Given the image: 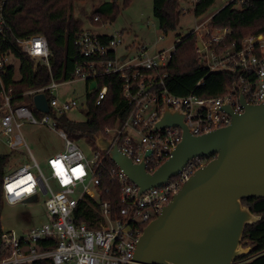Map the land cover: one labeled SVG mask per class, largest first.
Returning <instances> with one entry per match:
<instances>
[{"label": "built area", "instance_id": "2783aa9c", "mask_svg": "<svg viewBox=\"0 0 264 264\" xmlns=\"http://www.w3.org/2000/svg\"><path fill=\"white\" fill-rule=\"evenodd\" d=\"M191 1L195 6L197 0ZM7 2L0 0V34L4 36L9 30L4 15ZM232 3L242 5L245 0H225L223 7ZM211 18L196 25L192 31L198 35V42L202 43L200 47L197 42L198 58L210 73L231 72L238 76L237 83L218 97H200L195 92L177 95L167 88L168 75L161 70L167 66L174 52L169 54L162 50L151 53L141 48L131 62L120 64L115 50L123 44L122 32L98 34L85 27L76 41L83 60L76 63L74 79L87 83L97 81L98 86L88 90L96 93L97 106L103 103L108 93L106 85L99 87L100 77L113 75L122 81V92L129 106L128 115L114 127H106L104 135L111 140V147L117 144L119 150L134 163L144 162L148 172H154L168 160L183 139L180 126L153 130L166 107L181 109L191 134L202 135L231 123L232 116L221 110L223 106L230 105L236 113L244 112L241 94L248 104L264 101V33L249 34L240 42H229L231 29L211 28ZM93 20L98 22L100 17L94 16ZM6 41L0 43V100L3 103L0 135L7 138L14 149L25 145L22 127L26 123L56 130L53 113L61 116L79 104L75 99L60 100L55 96L60 86L74 79L65 81L52 78L47 85L25 91L23 95L30 99L14 105L12 89L5 87L3 79L6 68L17 60L12 48L32 58L35 65L45 64L51 70L50 48L47 38L41 34L14 36V39H10L9 48L4 47ZM175 48L176 44L174 51ZM203 84L205 81L202 79L197 85ZM40 93L47 96L48 113L39 111L34 105L33 98ZM34 109L42 115L38 116ZM59 134L65 140V149L48 158L50 177L44 174L33 156L34 164H22L4 176V201L17 205L45 195L48 221L20 234L2 231V247L9 254L0 260V264H30L43 259H50L53 264H132L143 228L160 215L182 185L209 161L207 158H195L166 184L145 190L138 196L139 187L111 160L109 150L103 152L96 149L93 158L89 159L63 130ZM107 158L113 166H109ZM53 161L63 164L67 170V182L55 172ZM34 167L37 173L33 171ZM74 168L82 169L79 175L71 171ZM21 173L31 175L33 181L14 187L9 192L8 186L15 184ZM104 173L110 181L119 185L122 206L116 214L111 211V203L102 200L103 195L109 193V189L102 187ZM49 178L56 181L58 190L52 188ZM29 187L31 191L27 190ZM86 196L100 203L102 220L95 228L75 221L76 208Z\"/></svg>", "mask_w": 264, "mask_h": 264}, {"label": "trees", "instance_id": "16d2710c", "mask_svg": "<svg viewBox=\"0 0 264 264\" xmlns=\"http://www.w3.org/2000/svg\"><path fill=\"white\" fill-rule=\"evenodd\" d=\"M77 0H8L4 8V15L9 30L6 35L0 34V43L5 42V48L11 47L10 39L26 37L34 34L44 35L50 48L51 70L45 65L35 61L27 55L12 48L16 61L19 62L20 78H15V64L9 65L4 73V85L12 89L14 95L13 104H21L30 98L23 93L29 89L41 87L55 80L69 81L75 78L77 61L83 60L76 41L84 30L83 21L74 13V2ZM132 0H124L128 5ZM183 0H153V14L158 21L162 32L168 34L177 30L182 9ZM217 0H197L193 7L196 17L203 15ZM116 0L108 2L107 13L100 14L96 10L91 18L99 16L100 24L109 20V13L116 18L119 13ZM211 28L231 29L229 42H240L249 34L264 33V0H245L242 5L236 3L222 7L210 20ZM5 37V38H4ZM198 35L194 32L187 33L184 38L175 43V51L161 72L167 73L166 86L177 95H188L195 92L200 97H218L223 95L227 88L233 87L238 76L231 72H209L206 66L198 58ZM205 84L198 86L200 80ZM106 85L108 93L103 103L95 104L96 93L88 92L87 120L79 125H74L64 118V114L58 117L68 132V137L73 141L81 137L76 130L82 131L90 142L96 147V139L100 133H104L106 127H114L118 122H123L129 111V106L122 92V81L113 75H104L99 79V87ZM0 86V92H1ZM2 101L0 100V116ZM35 113L42 115L36 109ZM66 133V132H65ZM97 149V147H96ZM11 154H0V206H2L3 179L6 174V166ZM109 166L113 163L107 158ZM104 189L109 193L104 194L102 200L111 203V211L116 214L122 204L119 199V185L110 181L104 173ZM242 202L249 206L251 211L262 218L253 224H248L243 233V240L251 246V251L240 256L234 264H264V198H245ZM102 220L100 203L90 197L80 200L76 211V223H86L89 228H95ZM2 231H0V260L8 256L9 251L2 247ZM30 264H53L50 259L39 260Z\"/></svg>", "mask_w": 264, "mask_h": 264}, {"label": "water", "instance_id": "95a60500", "mask_svg": "<svg viewBox=\"0 0 264 264\" xmlns=\"http://www.w3.org/2000/svg\"><path fill=\"white\" fill-rule=\"evenodd\" d=\"M198 45L202 47L201 42ZM240 100L243 113L223 106L221 110L232 116L231 123L202 135L191 134L181 109L166 107L153 130L180 126L183 139L152 173L117 144L111 147L104 133L97 137V149L109 150L111 160L139 187L138 196L166 184L191 160L209 159L143 228L132 264H234L251 251V246H244L243 233L262 216L242 200L264 198V101L248 104L242 94ZM33 101L39 111H50L44 93Z\"/></svg>", "mask_w": 264, "mask_h": 264}, {"label": "rangeland", "instance_id": "374dc122", "mask_svg": "<svg viewBox=\"0 0 264 264\" xmlns=\"http://www.w3.org/2000/svg\"><path fill=\"white\" fill-rule=\"evenodd\" d=\"M109 1L77 0L74 2V13L83 21L84 27L95 33L112 34L114 32H122L123 44L115 50L120 64L131 62L130 60L137 56V52L141 48H146L151 53L162 50L168 51L169 54L173 53L175 43L184 38L187 33L192 32L196 25L210 19L225 3V0H217L203 15L196 17L192 12L194 2L191 0L181 1L182 16L178 28L176 31L166 34L160 30L158 21L154 17L153 0H132L126 6L124 5V0H116L120 9L116 18H112V13H109V20L104 24L94 21L91 18L93 13L96 10H99L100 14L107 13ZM14 64L16 67L15 78L18 80L20 78L19 62L14 60ZM97 86V81L87 83L79 79H74L60 86L55 92V96L60 100L75 99L79 104L77 107L66 111L64 118L76 126L86 122L88 90H92ZM54 118L57 122L56 130L44 125L28 123L22 127L25 145L20 148H14L13 152L11 151L12 155L6 166V173L14 172L22 164H34V157L44 174L50 177L47 160L57 150L65 149V140L60 136L59 132L63 130L68 135L59 118ZM75 133L77 135L81 134V137L75 142L80 146L87 158H93L96 147L85 134H82V131L75 129ZM0 144V150L6 147L2 139H0ZM33 171L37 173L35 167ZM49 183L55 191L58 190L54 179L49 178ZM46 198L47 196L45 195H38L34 201L17 205H10L3 199L2 206H0V231H14L20 234L34 225L47 222ZM244 246L250 245L246 241Z\"/></svg>", "mask_w": 264, "mask_h": 264}, {"label": "clouds", "instance_id": "9594fccd", "mask_svg": "<svg viewBox=\"0 0 264 264\" xmlns=\"http://www.w3.org/2000/svg\"><path fill=\"white\" fill-rule=\"evenodd\" d=\"M54 162H57V161L52 162L55 168V172L58 174L59 177H61L64 180V182H66L68 180V177L64 173V170H63L64 166L61 167L60 165H56ZM76 174L79 175V172H77ZM32 181H33V177L31 175L21 173L16 178L15 184L9 185L7 190L11 192L12 188L21 186V185H28L29 182H32ZM27 190L31 191V188L29 187Z\"/></svg>", "mask_w": 264, "mask_h": 264}, {"label": "crops", "instance_id": "0c3cea01", "mask_svg": "<svg viewBox=\"0 0 264 264\" xmlns=\"http://www.w3.org/2000/svg\"><path fill=\"white\" fill-rule=\"evenodd\" d=\"M0 139H2V141H4V143H5V146L6 147H4V148H2L1 150H0V154H11L12 155V152H13V148H11L10 147V145L8 144V140H7V138H5L4 136H2V135H0ZM0 146H1V144H0ZM12 151V152H11ZM61 151H63V150H57L56 151V153H59V152H61ZM55 153V154H56ZM53 156V155H52ZM51 157V156H50ZM11 159V158H10Z\"/></svg>", "mask_w": 264, "mask_h": 264}, {"label": "snow or ice", "instance_id": "6c2138e0", "mask_svg": "<svg viewBox=\"0 0 264 264\" xmlns=\"http://www.w3.org/2000/svg\"><path fill=\"white\" fill-rule=\"evenodd\" d=\"M56 165H60L61 167L63 166V164L61 163V162H54ZM64 170V173H65V175H67V170L64 168L63 169ZM73 173H77V172H81L82 171V169H80V168H74V169H72L71 170ZM67 182V181H66Z\"/></svg>", "mask_w": 264, "mask_h": 264}]
</instances>
